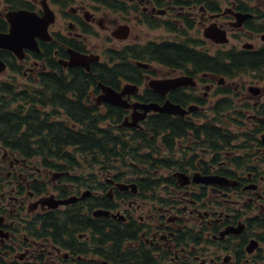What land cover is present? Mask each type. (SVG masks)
<instances>
[{
    "label": "flooded vegetation",
    "instance_id": "flooded-vegetation-1",
    "mask_svg": "<svg viewBox=\"0 0 264 264\" xmlns=\"http://www.w3.org/2000/svg\"><path fill=\"white\" fill-rule=\"evenodd\" d=\"M0 34V264H264V0H0Z\"/></svg>",
    "mask_w": 264,
    "mask_h": 264
},
{
    "label": "trees",
    "instance_id": "trees-1",
    "mask_svg": "<svg viewBox=\"0 0 264 264\" xmlns=\"http://www.w3.org/2000/svg\"><path fill=\"white\" fill-rule=\"evenodd\" d=\"M152 127L154 131H156L157 129L159 131H164L167 128H169L170 125L169 124H159V125L148 126L149 130L148 129L145 130L146 134L148 135L151 134ZM148 135L139 136L136 134L124 141H116L114 138H109L106 141L96 140V141H93L92 146L94 150H100L101 151L100 156H102L105 160H108V162L118 156V154H115V152H118V153L127 152V153L120 155V157L122 158H128V159L131 158L134 160V158L136 157V158H139L145 161V160H150L149 155L145 153L139 154V151H142L144 147L150 148L151 145H153V141H151L148 138ZM57 144H58L57 141H54L53 148H55V145ZM65 145L66 143H64V146ZM76 145H78L79 150L89 149V143L87 141H79L77 142ZM50 158L55 159V157L53 156H51Z\"/></svg>",
    "mask_w": 264,
    "mask_h": 264
},
{
    "label": "water",
    "instance_id": "water-1",
    "mask_svg": "<svg viewBox=\"0 0 264 264\" xmlns=\"http://www.w3.org/2000/svg\"><path fill=\"white\" fill-rule=\"evenodd\" d=\"M16 14H18V13H16ZM0 48H7V49L13 48V42L11 40L10 34H0ZM83 59H85V57H83V56L79 57V60H81V62ZM79 60H78V62H79Z\"/></svg>",
    "mask_w": 264,
    "mask_h": 264
},
{
    "label": "rangeland",
    "instance_id": "rangeland-1",
    "mask_svg": "<svg viewBox=\"0 0 264 264\" xmlns=\"http://www.w3.org/2000/svg\"><path fill=\"white\" fill-rule=\"evenodd\" d=\"M115 161H112V163H114ZM128 171H130V169H128Z\"/></svg>",
    "mask_w": 264,
    "mask_h": 264
},
{
    "label": "bare ground",
    "instance_id": "bare-ground-1",
    "mask_svg": "<svg viewBox=\"0 0 264 264\" xmlns=\"http://www.w3.org/2000/svg\"><path fill=\"white\" fill-rule=\"evenodd\" d=\"M117 130V129H116ZM118 157H119V155H118Z\"/></svg>",
    "mask_w": 264,
    "mask_h": 264
}]
</instances>
